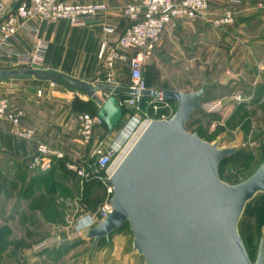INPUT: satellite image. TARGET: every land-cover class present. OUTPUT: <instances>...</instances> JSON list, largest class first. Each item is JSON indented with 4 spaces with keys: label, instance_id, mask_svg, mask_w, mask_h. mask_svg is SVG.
<instances>
[{
    "label": "crops",
    "instance_id": "0c3cea01",
    "mask_svg": "<svg viewBox=\"0 0 264 264\" xmlns=\"http://www.w3.org/2000/svg\"><path fill=\"white\" fill-rule=\"evenodd\" d=\"M56 1L76 5L103 4L108 6L109 12L104 18L94 20L84 27H74L67 21L56 27L44 28L43 25L41 29L45 31L43 38L47 50L43 64L36 67V71L55 72L77 83L87 84L98 89L100 97L107 95L106 100L113 92V96L123 102L127 98L130 84L129 64L120 66L121 73L116 72L117 86L114 90L106 84L107 70L97 56L104 42L114 45L124 33L129 26V20L124 14L125 8L137 5L139 0ZM208 1L210 13L214 15L232 10L235 13L234 24L228 30H214L201 22L183 19L177 22L173 33L164 34L151 61L154 75L159 76L162 84L168 82L171 86V89L164 92L192 94L176 89L174 85L178 80L175 79L185 75L184 65L189 66L188 71H185H193L190 75L186 74V77H192L198 71H207L211 52L217 51L223 55L228 50L233 51L235 58L230 64L235 65L231 66V71L223 73V76L232 77L243 64L240 63L241 56H249L252 52L257 56L258 51L264 49V10L259 9L264 0ZM14 3L15 0H0V25ZM105 28L114 30V34L106 35ZM2 46L0 31V73L24 74L18 71L17 55L34 49L32 37L19 30L8 50L10 54L5 53ZM257 58L258 64H264L263 59ZM7 77L12 79L7 80ZM69 88L24 75L6 76L0 80V97L8 98L14 110L24 113L21 128L34 132L37 142L65 152L69 162L82 165L91 147L82 142L76 118L83 114L82 105L88 101ZM149 89L157 90L154 87ZM97 106L100 110L101 106ZM117 130L110 135L104 124L97 126L95 140L106 141L108 145L118 135ZM35 152V143L16 137L11 125L0 122V249L6 247L7 251L1 254L14 256L9 264H60L58 260L50 261V253L59 248L36 253L35 246L54 237H74L81 234L82 229L89 232L90 219L95 215L90 209L92 198H88L84 206L87 210L85 216L76 219L80 211L76 200L91 195V190L96 186L81 184L76 173L69 170V162H57L47 169L31 171L30 163ZM0 264H3L2 260ZM61 264H66V261Z\"/></svg>",
    "mask_w": 264,
    "mask_h": 264
},
{
    "label": "water",
    "instance_id": "95a60500",
    "mask_svg": "<svg viewBox=\"0 0 264 264\" xmlns=\"http://www.w3.org/2000/svg\"><path fill=\"white\" fill-rule=\"evenodd\" d=\"M22 1L15 2L11 12ZM20 75L67 85L97 100L98 118L110 135L124 119L115 96L101 101L98 89L55 72L0 73V80ZM210 88L206 82L192 94L162 93L177 105L176 114L169 121H153L112 175L113 212L86 235L94 249L128 225L134 251L145 264H264V239L253 263L239 232L247 205L264 194V165L244 183L228 185L219 169L238 149H219L187 131Z\"/></svg>",
    "mask_w": 264,
    "mask_h": 264
},
{
    "label": "built area",
    "instance_id": "2783aa9c",
    "mask_svg": "<svg viewBox=\"0 0 264 264\" xmlns=\"http://www.w3.org/2000/svg\"><path fill=\"white\" fill-rule=\"evenodd\" d=\"M259 9L264 10V2L259 5ZM108 12V6L103 4L76 5L59 3L56 0H23L14 12H8L0 25L3 43L1 48L10 54L12 41L18 31H25L32 37L34 49L26 54H18L17 61L21 66L38 67L43 64L47 50V43L43 38L44 30L41 29L43 25L44 28L56 27L67 21L74 27H84L94 20L104 18ZM124 14L129 20V26L114 45L104 42L97 56L107 70L106 84L115 88L114 90L117 86L118 65L128 63L130 68L127 98L120 102L124 109V119L118 128V139L124 138L128 140V144L120 155L115 143L107 145L106 141L95 140L96 127L103 125L98 116L83 113L77 116L76 122L82 142L91 147V150L82 165H77L74 161L69 162L68 154L43 142H37L34 132L21 128L24 113L14 110L8 98L0 97V122L11 125L16 137L36 144V152L30 163L31 171L47 169L57 162H69V170L76 173L81 184L101 182L107 188L109 196H113L110 179L123 161L121 158L124 154L127 155L153 121H169L173 118L172 103L167 102L161 92L154 96L153 93L158 91L149 89L144 75L163 35L173 33L177 22L183 19L201 22L214 30H224L235 21V13L232 10L221 15L210 13L208 0H139L137 5H128ZM105 34L113 35L114 30L105 28ZM111 96L113 92L110 93ZM112 212L111 201H108L92 216L89 227L101 223ZM87 233L85 232L86 235ZM79 236L81 234L74 237ZM67 239H48L36 246L35 252L40 253L56 247L67 242Z\"/></svg>",
    "mask_w": 264,
    "mask_h": 264
},
{
    "label": "rangeland",
    "instance_id": "374dc122",
    "mask_svg": "<svg viewBox=\"0 0 264 264\" xmlns=\"http://www.w3.org/2000/svg\"><path fill=\"white\" fill-rule=\"evenodd\" d=\"M257 57L264 62V49H260L257 56H254L253 52L249 56L246 54L241 56L239 59L243 64L238 67L235 75L228 77L223 76V73L231 71V66L235 65V63L230 64V61L235 58L233 51L228 50L223 55L214 51L211 52L207 71L204 73L198 71L192 77H186V74L190 75L193 71L187 72L189 66L184 65L183 69L187 70H184L185 75L175 79L178 81L174 87L189 93L199 91L206 82L211 85L203 102V109L194 114L187 125V131L192 135L197 134L207 143L217 145L219 149H238L237 154L225 160L219 169L220 179L231 186L244 183L261 165H264V64H258ZM127 64L120 63L117 71H120L121 65ZM37 69L19 65L18 71L24 73ZM144 75L149 88L154 87L157 89L155 91L161 93L171 89L168 82L164 85L159 81V76L154 75L152 62L148 63ZM8 79L12 78L7 77ZM63 86L69 88L67 85ZM69 89L88 101L82 105L83 113L92 116V105H97V100L91 99L77 89ZM106 97L107 95L99 96L101 101H106ZM171 108L174 116L177 105L172 103ZM119 133L120 130H117V134ZM115 136L116 138L109 141V145L115 143V148L120 155L126 148L128 140L120 138L118 142V135ZM105 188L104 184L99 183L95 189L91 190V195L76 200L77 209H80L76 219L85 216L87 210L84 206L88 198H92L90 206L92 214H96L102 205L111 201L112 196H108ZM97 225L89 227V224L88 227L91 230ZM239 232L251 261L255 263L260 242L264 239V194H259L247 205L239 224ZM133 241L134 236L127 225L112 234L109 240L100 242L94 249L93 241L87 239L85 230L82 229L81 236L71 237L67 242L51 248V250L57 248L60 250L50 253L52 259L50 261L58 260L60 264L64 260L66 264H145L144 258L134 251ZM6 249V247L0 249V260L3 264H9L10 260L14 259V256L1 254L7 251Z\"/></svg>",
    "mask_w": 264,
    "mask_h": 264
},
{
    "label": "trees",
    "instance_id": "16d2710c",
    "mask_svg": "<svg viewBox=\"0 0 264 264\" xmlns=\"http://www.w3.org/2000/svg\"><path fill=\"white\" fill-rule=\"evenodd\" d=\"M92 110H93V115L92 116H98V113H99V108H98V106L97 105H92ZM87 184H89V183H87ZM90 184H92V185H95V186H98V181H94V182H90Z\"/></svg>",
    "mask_w": 264,
    "mask_h": 264
},
{
    "label": "bare ground",
    "instance_id": "6f19581e",
    "mask_svg": "<svg viewBox=\"0 0 264 264\" xmlns=\"http://www.w3.org/2000/svg\"><path fill=\"white\" fill-rule=\"evenodd\" d=\"M129 151H130V150H129ZM126 152H127V151H126ZM127 154H128V153H127ZM124 155H125V156H123V158H121V160L124 159V158L126 157V154H124Z\"/></svg>",
    "mask_w": 264,
    "mask_h": 264
}]
</instances>
